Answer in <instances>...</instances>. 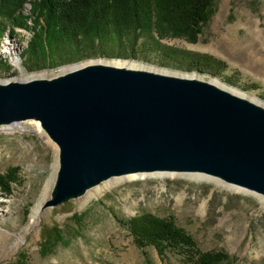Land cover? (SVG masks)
<instances>
[{
    "label": "rangeland",
    "instance_id": "rangeland-1",
    "mask_svg": "<svg viewBox=\"0 0 264 264\" xmlns=\"http://www.w3.org/2000/svg\"><path fill=\"white\" fill-rule=\"evenodd\" d=\"M31 1L25 4V12H30ZM14 31L11 34L6 27L0 36V53L12 65L0 70V83L51 78L90 61L122 60L207 81L215 79L248 99L264 102V0H214L197 42L161 40L178 52L209 54L223 61V70L214 74L187 70L180 66L179 55L174 60L165 58L162 49L151 44L137 56H108L95 50L50 68L31 70L23 63L22 51L32 33L23 27ZM36 122L0 124V175L16 170L10 187L0 186V264L16 262L21 255L28 264H146V260L150 264H183L182 256L174 251L162 257L154 246L136 245L126 221L146 212L174 216L202 251L228 253L230 259L224 264H264V196L206 174L112 176L56 206L39 208L32 220L37 207L51 198L60 166L58 144ZM194 174L200 177H192ZM56 229L66 242L54 246L55 240L47 241L45 235Z\"/></svg>",
    "mask_w": 264,
    "mask_h": 264
},
{
    "label": "water",
    "instance_id": "water-1",
    "mask_svg": "<svg viewBox=\"0 0 264 264\" xmlns=\"http://www.w3.org/2000/svg\"><path fill=\"white\" fill-rule=\"evenodd\" d=\"M26 119L60 148L42 208L141 172L206 174L264 196V106L204 79L90 62L0 83V124Z\"/></svg>",
    "mask_w": 264,
    "mask_h": 264
},
{
    "label": "trees",
    "instance_id": "trees-1",
    "mask_svg": "<svg viewBox=\"0 0 264 264\" xmlns=\"http://www.w3.org/2000/svg\"><path fill=\"white\" fill-rule=\"evenodd\" d=\"M27 2L0 0V36L6 27L11 34L16 27L32 33L22 51L23 63L31 70L50 68L95 50L108 56H137L150 44L162 49L165 58L174 60L179 55L180 66L187 70L214 74L225 67L212 55L178 52L161 44V40L173 38L197 42L214 0H32L30 12H25ZM11 68L9 58L0 53V70ZM15 174L11 169L0 175V186L9 188ZM126 224L138 247L154 246L162 257L174 251L182 256L183 264H224L230 259L224 251H202L174 216L146 212L131 217ZM45 236L47 241L55 240L54 246L66 242L60 229ZM8 264L28 263L21 255ZM146 264H150L148 260Z\"/></svg>",
    "mask_w": 264,
    "mask_h": 264
},
{
    "label": "bare ground",
    "instance_id": "bare-ground-1",
    "mask_svg": "<svg viewBox=\"0 0 264 264\" xmlns=\"http://www.w3.org/2000/svg\"><path fill=\"white\" fill-rule=\"evenodd\" d=\"M263 58H264V57H263ZM90 62H101V63L113 64V65H118V66H125V67H128V68H139V69H147V70H150V69H151V71H155V70H156L155 72L164 73V74H170V73H172V74H170V75H177V74H179V75H177V76H182V77H192V76H186V74H180V73L172 72V71H169V70H166V69L159 70V69H154V68L146 67V66H143V65H137V64H132V63L129 64V63H127V62H125V61H122V60H112V61H104V62H103V61H90ZM90 62H87V63H90ZM122 64H126V65H128V66H126V65H122ZM79 66H80V65H79ZM76 67H78V66H76ZM76 67H68V68H66V69L71 70V69H74V68H76ZM66 69H63V70H66ZM68 70H66V71H68ZM63 72H65V71H63ZM166 72H167V73H166ZM197 78H198V77H197ZM23 80H24V79H23ZM210 82H212V83H214V84H216V85H218V86H220V87H222V88H224V89L230 91L231 93L237 94V95H239V96L246 97V95H245L244 93H242V92L238 91L237 89L232 88V87H230V86H227V85L221 84L219 81H217V80H215V79H212ZM246 98H247V97H246ZM250 100H251V99H250ZM252 101H253V100H252ZM254 102H255V101H254ZM256 103H258V104L264 106V102H262V101H256ZM26 120H30V119H26ZM23 121H25V120H23ZM14 124H15V123H14ZM36 125H37V126H40V125H41V123H40L39 120H37ZM41 127H42V125H41ZM192 177H194V178H199L200 176H199V174H194ZM200 179H201V178H200ZM259 196H260V195H259ZM262 197H263V196H262ZM42 207H43V203H42L41 205H39V206L37 207V209L34 211V213H33V215H32V220H34L35 216L38 214L39 208H40V211H41Z\"/></svg>",
    "mask_w": 264,
    "mask_h": 264
}]
</instances>
